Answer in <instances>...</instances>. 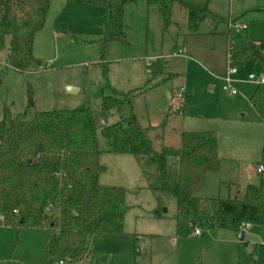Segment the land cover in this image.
Instances as JSON below:
<instances>
[{"label":"rangeland","instance_id":"obj_1","mask_svg":"<svg viewBox=\"0 0 264 264\" xmlns=\"http://www.w3.org/2000/svg\"><path fill=\"white\" fill-rule=\"evenodd\" d=\"M207 1L218 20L203 21L196 35L189 34L184 10L176 3L167 27L155 6L147 17L129 4L123 16L126 43L110 41L102 51L97 33L104 30L103 8L52 0L44 26L34 37L38 71L8 68L7 51L0 49V119L3 105L13 115L24 111L29 89L35 103L26 112L28 119L35 111L88 106L97 120L100 160L106 167L100 182L127 191L123 233L93 236L83 264H264V225H251L241 240L224 228L212 230L215 240L209 238L211 231L199 228L202 234L196 236L191 215L177 211L172 196L144 188V174L134 156L108 152L100 132L103 125L129 115L130 109L148 129L156 150L164 145L178 148L182 131L215 132L220 159L216 169L206 172L198 193L202 197L241 198L247 184L264 180V123L247 102L254 82L264 76V62L231 58L236 73L229 86L236 93L222 90L229 48L239 43L240 36L264 39V0ZM230 18L248 25L247 35L227 26L225 30L224 21ZM102 63L114 90L135 93L132 108L124 103L120 111L102 112V95L108 93ZM146 69L152 73L146 74ZM168 71L176 75L163 81ZM66 86L78 90L66 93ZM181 89L182 97L171 101ZM258 167H263L262 173L256 172ZM157 209L163 218L154 216ZM48 234L47 228H26L16 234L11 226L0 227V264H46Z\"/></svg>","mask_w":264,"mask_h":264},{"label":"trees","instance_id":"obj_2","mask_svg":"<svg viewBox=\"0 0 264 264\" xmlns=\"http://www.w3.org/2000/svg\"><path fill=\"white\" fill-rule=\"evenodd\" d=\"M138 1L155 6L165 27L171 23L172 6L178 4L186 10L190 34L198 33L206 18L216 17L206 0H66L103 8L105 29L99 33L102 51L107 42L126 43L123 10L125 5ZM50 4L51 0H0V49L7 51L5 66L20 73L39 70L33 43L36 32L44 26ZM229 52L233 59L261 65L264 41L242 39ZM101 67L108 89L102 95V112L120 111L124 103L132 108L135 93L114 90L109 85L108 67L104 63ZM248 101L264 121V83L257 85ZM27 102L24 111L16 115L7 105L2 108L0 226H11L16 234L26 228H47L46 264H83L90 254L93 236L123 233L128 209L126 190L99 183L106 167L99 160L102 151L97 120L88 106L35 111L28 119L26 112L35 103L30 89ZM100 132L107 140L108 152L135 157L153 194L172 196L177 211L191 215V227L203 231L224 228L238 234L242 223L264 225L263 179L258 184H247L241 198L198 195L206 172L216 169L220 159L215 132L183 131L178 148L164 145L156 150L148 129L141 126L132 109L126 117L103 125ZM156 216H161L158 209Z\"/></svg>","mask_w":264,"mask_h":264},{"label":"crops","instance_id":"obj_3","mask_svg":"<svg viewBox=\"0 0 264 264\" xmlns=\"http://www.w3.org/2000/svg\"><path fill=\"white\" fill-rule=\"evenodd\" d=\"M207 1V0H206ZM51 2H52V0H51ZM143 1H138V2H136V3H130V4H135V8H137L138 9V11H139V14L141 15V13L144 11V13H145V15L148 17V15L151 13V11H152V6H149L148 7V5L145 3V2H143ZM137 4V5H136ZM127 5H129V4H127ZM127 5H125V7H127ZM137 6H139V7H137ZM207 6H208V1H207ZM125 7H124V9H125ZM173 7V6H172ZM180 7V6H179ZM181 9H183L184 10V16H185V20H186V23H187V13H186V10L184 9V8H182V7H180ZM209 8V7H208ZM157 9V8H156ZM84 10H87V9H84ZM216 17L215 18H206L205 20H207V21H209L210 23H212V24H216L217 23V20H218V16H217V14L214 12V11H212L211 9H209ZM123 12H124V10H123ZM157 12H158V10H157ZM102 14H103V10H102V12H101ZM125 13V12H124ZM124 13H123V16H124ZM230 19H234V18H230ZM204 20V21H205ZM235 20H237V19H235ZM203 22V21H202ZM201 22V23H202ZM238 22H240V23H242L241 21H239L238 20ZM173 23V22H172ZM242 24H244V23H242ZM124 26H125V24H124ZM224 29L226 28V26H227V21H224ZM127 27L125 26V31H127V29H126ZM104 29H105V25H104ZM187 30H188V27H187ZM226 30V29H225ZM228 30V29H227ZM104 30H100V32L99 33H101V32H103ZM244 31L246 32V35H247V31H248V25H246V29H244ZM189 32V31H188ZM223 32V31H222ZM225 32V31H224ZM99 33H97V34H99ZM228 33V32H227ZM190 34V33H189ZM196 34H198V33H196ZM196 34H194V35H196ZM250 34L251 35H253L254 34V31L252 30L251 32H250ZM126 36H127V33H126ZM253 37H255V38H248V36L247 37H243V36H240V40H239V43H237L235 46H237V45H239L240 44V42H241V40L242 39H246V40H249V41H252V42H258V41H264V39H260V38H257V35L255 36H253ZM230 45V44H229ZM145 73L146 74H148V75H150L152 72L149 70V69H146L145 70ZM157 73V72H156ZM155 73V74H156ZM159 73H163V70H160V72ZM236 73V72H235ZM234 73V74H235ZM234 74H232V75H234ZM175 75H176V73L175 72H172V71H168V74H167V76L166 77H164V78H162L163 79V81H165V80H168V79H170L171 77H175ZM154 76V75H153ZM263 76V75H262ZM261 76V77H262ZM169 77V78H168ZM260 77V78H261ZM250 78H253V76H251ZM148 80H149V78H148ZM147 80V81H148ZM260 80V79H259ZM259 80H258V82L256 83V81L254 82V84H255V86H254V88H253V90L251 91V93H250V95L248 96V98H247V102H248V104H249V106H250V108H251V110H253V108L251 107V105H250V103H249V98H250V96L253 94V92H254V90H255V88L257 87V85L260 83L259 82ZM159 84V82H156L155 83V85H158ZM154 85V86H155ZM141 87H139V89H140ZM253 112H254V114H255V116L261 121V122H263L264 123V121L263 120H261L259 117H258V115L256 114V112L253 110ZM183 132V131H182ZM181 132V133H182ZM102 151V150H101ZM102 153V152H101ZM219 155H220V153H218ZM101 155V154H100ZM135 158V157H134ZM99 160H100V157H99ZM135 161H136V159H135ZM100 162H101V160H100ZM137 162V161H136ZM103 164V163H102ZM257 169V168H256ZM106 170V169H105ZM263 171V170H262ZM105 172V171H104ZM103 172V173H104ZM256 172H257V170H256ZM103 173H101V174H103ZM262 173V172H261ZM101 174H100V176H101ZM100 176H99V182L100 181H102L103 179H100ZM144 176V175H143ZM107 178V177H106ZM144 179H145V177H144ZM105 183V184H104ZM104 183H102V185H108V183H106L105 181H104ZM100 184H101V182H100ZM109 184H110V182H109ZM110 186V185H109ZM112 186H114V185H112ZM144 188H146V189H148L147 188V183H146V179H145V186H144ZM148 190H150V189H148ZM151 191V190H150ZM152 192V191H151ZM126 195H127V191H126ZM157 206H158V204H157ZM155 214H154V216H156V210H155V212H154ZM156 217H158V218H163L162 216H156ZM191 220V219H190ZM251 226V225H250ZM250 226H249V228H250ZM0 227H4V226H0ZM216 232V231H215ZM235 233V232H234ZM195 234V233H194ZM202 234V233H201ZM243 234V233H242ZM196 236H198V235H200V234H195ZM216 235L217 234H215L213 231H211L210 233H209V238H211V239H216ZM235 235L237 236L238 234L237 233H235ZM84 263V262H83Z\"/></svg>","mask_w":264,"mask_h":264},{"label":"built area","instance_id":"obj_4","mask_svg":"<svg viewBox=\"0 0 264 264\" xmlns=\"http://www.w3.org/2000/svg\"><path fill=\"white\" fill-rule=\"evenodd\" d=\"M227 28L229 30H244L246 29V24H242L238 21H236L235 19H229L227 21ZM231 54L228 50V53H227V70H226V78L224 80L225 84H223L222 86V90L223 91H228V93L230 94H235V90L233 89H230V82L232 81V78H231V75L234 74L236 72V69L233 67L232 65V62H231ZM260 83H264V76H262L259 80ZM182 91L183 89L180 90V92H178L176 95H173L172 98H171V101H177L178 99H180L182 97ZM102 123H104V120H102ZM257 173H261L262 170H263V167H258L257 169ZM0 220H3V217L0 215ZM250 226V223H242L241 226H240V233H244ZM194 233L195 234H201L200 233V230L198 228H196L194 230ZM59 264H62L61 261H59Z\"/></svg>","mask_w":264,"mask_h":264},{"label":"water","instance_id":"obj_5","mask_svg":"<svg viewBox=\"0 0 264 264\" xmlns=\"http://www.w3.org/2000/svg\"><path fill=\"white\" fill-rule=\"evenodd\" d=\"M66 89H65V92L66 93H75L77 90H78V88H75V87H71V86H66L65 87ZM218 156H220L219 154H218ZM190 226H192V224H190ZM243 234L242 233H238V235H237V237L241 240L242 238H243Z\"/></svg>","mask_w":264,"mask_h":264}]
</instances>
